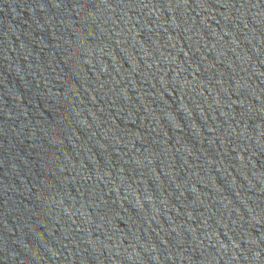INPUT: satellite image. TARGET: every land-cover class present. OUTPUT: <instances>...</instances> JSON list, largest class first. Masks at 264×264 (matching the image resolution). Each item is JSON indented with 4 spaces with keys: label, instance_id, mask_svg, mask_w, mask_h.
I'll return each mask as SVG.
<instances>
[{
    "label": "water",
    "instance_id": "obj_1",
    "mask_svg": "<svg viewBox=\"0 0 264 264\" xmlns=\"http://www.w3.org/2000/svg\"><path fill=\"white\" fill-rule=\"evenodd\" d=\"M0 264H264V0H0Z\"/></svg>",
    "mask_w": 264,
    "mask_h": 264
}]
</instances>
